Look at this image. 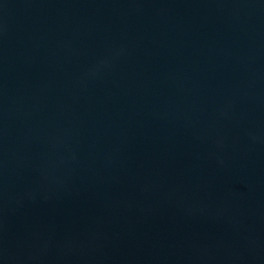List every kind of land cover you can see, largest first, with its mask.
Returning a JSON list of instances; mask_svg holds the SVG:
<instances>
[{
	"label": "water",
	"instance_id": "water-1",
	"mask_svg": "<svg viewBox=\"0 0 264 264\" xmlns=\"http://www.w3.org/2000/svg\"><path fill=\"white\" fill-rule=\"evenodd\" d=\"M0 264H264V0H0Z\"/></svg>",
	"mask_w": 264,
	"mask_h": 264
}]
</instances>
